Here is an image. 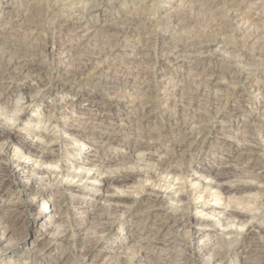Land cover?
I'll return each mask as SVG.
<instances>
[{
  "label": "rangeland",
  "instance_id": "1",
  "mask_svg": "<svg viewBox=\"0 0 264 264\" xmlns=\"http://www.w3.org/2000/svg\"><path fill=\"white\" fill-rule=\"evenodd\" d=\"M27 7L44 8L42 23L20 16ZM0 11V67L4 68L7 63L12 65L0 76V129L5 134L0 139L1 145L7 143L10 149L1 145L0 148L7 152L11 161L14 160L15 170L13 178H6L11 191H0V196L4 195L0 199V210L12 208L13 193L26 192L24 185L27 182L23 183L22 177L27 168L22 170L25 164L18 166L19 163L30 161L44 170L42 187L34 186L33 191L24 196L32 200L30 206H21L11 217L10 223L16 232L10 235L12 237L0 240V264H64L54 258L43 259L37 253L46 247L69 253L76 246L78 237H91L88 233H93V229L85 223L88 211L94 209L105 213L109 194L126 195L125 202L132 206L131 215L123 218L120 213L113 215L111 218L117 219H111L112 225L90 255L86 258L75 256L66 264H101L103 260L114 264L118 259L125 264H159L160 257H167L164 264H181L183 260H186L185 264H203L199 257V233L192 231L193 227L200 229L198 226L192 225L190 233L173 231V239H165L167 242L161 247L149 246L139 251L132 243L133 229L143 227L145 235L155 229L149 218V208L144 203L150 192L144 186L151 183L150 176L157 175L154 163L163 155L157 142L153 144L156 150H149V145L140 143L147 128L134 125L142 116L143 122H148L155 132L158 125H165L168 118L164 110L168 107L173 110L171 105L179 99L178 83L180 86L188 84L194 78L192 73L205 75V83L223 79L234 90L229 88L227 97L217 109L203 117L199 138L206 139L207 144L182 160L179 168L188 175L184 190L187 194L198 188L196 191L206 193L205 184L212 180L211 173L224 165L234 170L224 182L225 186L232 188L239 182L255 184L250 179L251 174L238 170L248 165L247 160L239 158L238 147L222 151L212 143L217 136H230V141L241 142L242 136L251 130L255 137L261 138L255 148V163L264 167V57L260 55L264 52V0H0ZM57 18L71 19L73 24L60 28L61 24L54 22ZM120 20L132 22L131 26L125 27L124 36L119 32L122 30ZM148 33L152 35L151 39L145 41ZM210 37L217 41L206 56L198 58L201 67L198 62L189 60V50L182 53L177 49L190 40L199 42ZM184 57L188 59L186 62ZM25 65L30 67L29 71L23 70ZM225 66L231 67L237 79L229 80L228 75L220 72ZM56 83L65 87L59 91L55 88ZM209 92L211 94L212 90ZM89 95L92 98H88ZM143 104L149 110L147 117L139 108ZM6 130H11L8 136ZM164 132H167L166 128ZM233 137L237 141L231 139ZM150 142H154L153 138ZM132 170L141 174L137 181L113 182V178ZM191 192L187 195L189 217L191 220L195 215L210 218L208 227L201 233H205V242L217 247L211 236L224 231L222 227L214 228L217 218L209 217L206 212H201V208L193 211V207H201V204H194L199 194L195 193L193 197ZM56 197L60 200L52 202ZM8 198H11L10 202ZM237 198L239 195L232 191L225 196L215 193V197L203 198V205L219 211L229 200L237 211L245 212V220L253 219L257 230L263 231L260 237H264V207L252 212L248 206L235 205L240 203ZM32 219L38 221L30 226ZM72 221L82 222L78 237L75 232H64V223ZM28 229L39 236L33 244L34 237ZM232 236L223 235L227 239ZM233 240L234 237L229 245L218 246L222 249L221 264H264L250 256L241 239ZM18 245L20 249L15 250ZM144 254L151 256L152 261L147 262Z\"/></svg>",
  "mask_w": 264,
  "mask_h": 264
},
{
  "label": "bare ground",
  "instance_id": "2",
  "mask_svg": "<svg viewBox=\"0 0 264 264\" xmlns=\"http://www.w3.org/2000/svg\"><path fill=\"white\" fill-rule=\"evenodd\" d=\"M233 5H234V2H233ZM30 6H33V5H30ZM43 9L44 8H42V7L41 8L30 7L29 9L27 7V8H25L24 10H22L20 12V16H22V17H26L27 16L26 18H28L30 21L32 20V22H41L42 23L43 16H42V13L41 12H43ZM18 13H19V11H18ZM190 16L191 15H189V17ZM49 18H51V17H49ZM26 21H28V20H26ZM71 21H72L71 19L70 20H68V19L67 20H64V19L57 18V20H55L54 22H57V23L61 24L60 25V28H64V27H68L69 26V23H72ZM120 22H122V21L120 20ZM79 23H81V22H79ZM30 24H31V22H30ZM144 24H145V22H144ZM109 25H111V24H109ZM129 25L131 26L132 25V22H130V21H127L126 22V20H125L124 22L121 23L120 28H122V30L119 31V32H122V34L120 33L121 36L122 35L123 36L125 35L124 29H125V27H128ZM173 25H175V24H173ZM221 25H223V24H221ZM54 28H55V26H54ZM217 28H219V27L217 26ZM58 30H60V29H58ZM118 30H119V28H118ZM60 32H61V30H60ZM115 33H112V34L115 35ZM118 35H116V36H118ZM151 36L152 35L148 33L147 34V37H146V40L145 39L144 40L145 41H150ZM16 37H18V36H16ZM207 38H206V40H203L202 39V41H200L201 39L199 40V39L196 38L197 40H199V42L198 41L197 42H194L193 40H190L189 42L185 43V45H182V46H180V48H177V49H179V52H182V53H183V51L185 52V50H189L188 53L189 52L191 53L190 54L191 56L188 54L189 55V58H190L189 60L191 62H194V63L198 62V66L201 67L202 65H201V63H199L198 58L201 57V55L203 57V55L208 54L209 50L213 47V43H215L217 41V40L212 39L211 37H210L211 39H208V40H207ZM10 39L11 38H9V40ZM188 40H189V38H188ZM191 41H193V42H191ZM223 43H226V42L223 41ZM42 47H43V45H42ZM170 52H171V50H170ZM192 55H195V56H192ZM260 55L262 57H264V52L261 51ZM168 57H170V55ZM185 58L186 57H184L183 59H185ZM259 59H261V58H259ZM262 59L264 60V58H262ZM186 60H188V59H185V62H186ZM5 61H9V60H5ZM11 62H12V60H11ZM10 64L7 63L6 65H3L4 68L0 67V76L6 74V72L10 70V68L12 67V65H10ZM27 65L23 66V70L24 71H29V68L30 67H28ZM190 65L192 66L193 63L192 64L190 63ZM229 66H225V68L222 69V70H220V72L221 71L224 72V74H226V75L229 76V77H227L229 80H233L234 81V79H237V76H236L235 73H233V71L231 70V67L229 68ZM69 67H71V66H69ZM78 68H80V67H78ZM204 69H206V68H204ZM58 72H59V70H58ZM240 72H241V70H240ZM32 74L33 73H31V75ZM209 75L211 76V74H209ZM191 76H194V78H192V79L190 78L191 81L190 82L188 81V84L186 83L187 85L185 83H184V86H180L179 83H178V86L179 87L175 85V88L176 89L178 87V90H176V91L180 92V95H179L178 101L176 103L174 102L173 106L171 105V108H173V110L170 109L169 107L164 110L165 113H166V115H167L166 118H168L167 119V123L165 125H163V124L162 125H158V129L155 132L151 128H149V125L147 124L148 122L147 123H144L143 122V116L141 118L142 121L139 119L140 121L138 120V121L135 122V125L134 126L147 128L146 131L143 132V135H142V138H141L142 140H141L140 143H144V144L149 145V150L150 149L152 150V148H154L156 146V145H153V144L154 143L156 144V142H157L158 143L157 148L160 147V149L163 150V155L161 157H159V158H156L155 163H154V165L156 166V169H157V171H156L157 173H155V174H157V175L156 176H150L149 178L151 180V183L149 185L146 184L144 186V189H146V190H148L150 192V194L148 195V197L144 199V203L149 208V218L153 221V223H154L153 226H155V229H153V231H151V233H149L148 235H145L144 234L143 227L140 228V229H138V228L133 229V232L132 233L130 232L131 233L130 234V237L134 241L132 243H135L136 244L137 248L140 249L139 251H141L142 249H146L149 246H153L154 248L161 247V246H164L165 245V242H167V240L164 241L165 239H168V240L173 239L174 235H171V233L173 231L181 230L182 232L186 231V232L190 233L191 232L190 230L192 228V225H194V226L200 227V229H196L195 227H193L192 228V231H194L195 234H198L199 233V236L197 237V239H199V243L201 245V248H200V256L199 257L203 259V264H221L222 263V260H223V255H222V252H221L222 249L219 248L218 246L220 244L223 245V246L224 245H229L230 239L232 237H234V240H236L238 238L241 239L244 242V244H243V245H245L244 248H246L247 252L250 253V256H253V258H255V259L263 262L264 261V237H260L261 236L260 234L263 231L260 230V229H258L260 231L257 230L258 227L253 222V219L250 218L248 220H245V218L247 217V215H245V212L237 211L235 209V206H232L230 204L231 202L229 200L226 201L223 204V208H221V210H219V211H217L216 209H213V207H210L212 209L205 208V206L203 205V198H206V197H215V193H217L220 196H223V195L225 196L226 194H228L229 192L232 191V192H235L236 194H238L239 195V198H237V199H240V203H235V205H238V206H241L242 205V206H244L243 208H245V206H248L249 207V210L251 208V211L252 212L253 211H259L257 209H260L261 207H264V169H263L264 167L261 168V167H259V165H257V163H255L256 162V159L255 158H256V154H257L255 148H256V146H258V144L261 143V138L259 136L258 137H255L252 134V131L250 130L247 133L248 135L242 136L243 139L241 138L242 139L241 142H239L240 140L237 141L234 137L231 138V139H234L237 142L230 141L229 140L230 139L229 138L230 136L228 137L229 139L228 138H224V137L217 136L216 139L213 140V143H212L213 146L216 149H223L222 151H226L228 149H233L235 147H238L236 150H237V152H239V153H237L239 155V158L244 159V160H247V163H248V165H247L246 168H244V169H239L238 168V170H240L242 172H246L247 171L249 174H251V176L250 175H247V176H250V179L252 178L255 181V184H251V183L249 184V183H244V182L243 183H240L239 182V183H236L235 186L232 187V188H229V187L225 186L224 182L226 180H228V176H230L231 174H234V173H232V171H234V170L233 169H230V168H228V166H225L224 165L222 167V169L216 170L217 169L216 168L215 171H213L211 173V177H212L211 179L212 180L210 182L207 180L208 183L205 184L206 185V187H205L206 188V193H205V191H204V194H203V192L200 193L199 191H196L198 188L197 189L195 188L193 190V192H191L190 190H189V192L187 191V194H186V192L184 190L185 189V185H184L185 184V177H187L188 175H186V172H183V170L179 168L181 166V164H182V160L185 159V157H187V156L190 157L193 153H196V151H198V148L200 150V149H202L207 144V140L206 139L199 138V136H200V130H199L200 128H199V125H200L201 122H203L202 121L203 117L205 115L209 114L210 112L214 111L215 109H217V106L225 99V97H227V95H228L227 92L229 91V88L230 89H233L231 87H228L226 85L227 83L225 81H223V79H222L221 82H219L220 80H218V82L215 81L213 83L210 80H207V81H210V82L205 83V80L206 79L204 80V78H203L205 75L203 76L202 73H200V75H199V73H192ZM73 77H76V76H73ZM210 79H211V77H210ZM76 80H78V79H76ZM105 83H106V81H105ZM72 85H70V87ZM55 86H56L55 88H57L59 91L62 90L65 87V85L62 84V83H56ZM227 87H228V89H227ZM72 88H73V86H72ZM67 90H69V89H67ZM211 90H212V92L210 94L209 91H211ZM222 90H227V91H225V93H224ZM230 91H232V90H230ZM208 92H209V94H208ZM232 93H233V91H232ZM82 95L85 97L88 94H82ZM88 98H92V96L89 95ZM142 101H143V99H142ZM146 102H148V101H146ZM145 104H143V106H140V107H139V105H137V106L140 108V111H142V114L145 117H147L146 114L148 113L149 110L148 109L147 110L145 109L146 108V105ZM140 117H141V115H140ZM145 117H144V119H147ZM238 121H240V120H238ZM165 128L167 129V132H164ZM1 130L2 129H0V138L3 135H5L3 133V131H1ZM6 131H8L6 133L7 136H8L9 135V132L11 130H6ZM224 133H226V132H224ZM152 138L154 140L153 143L150 142ZM1 142L2 141L0 139V145H1ZM239 144L241 146H238ZM4 146L5 147H8V144L3 142L2 145H1V147L4 148ZM185 146H187V147H185ZM2 148H0L1 149L0 150V191H3V192L6 191V193H7V192H9L11 190H10V185L6 181V178H9V176H10V178L11 177L13 178V176H14V171H15L14 168H13L14 167V162H13L14 160L12 159L13 161H11V159H9V157L6 154L7 152L2 151ZM7 149H10V148L8 147ZM178 151L180 152V154H177ZM16 157L19 158L18 156H16ZM137 158H139V157H137ZM29 162L30 161H28L27 163L26 162H23L21 164L20 163L18 164V166H20V165L23 166V164H25V166H23L21 168L22 170L27 168V171L25 172V175L22 177V182L23 183L25 181L27 182L26 185H24V187L26 189V192L24 194H22L19 191L16 192V193H13L14 199L12 201L14 202V204L12 203V206H11L12 208L11 209L10 208H7V209H3V210L1 209L0 210V240H4V239L8 238L10 235H12L14 232H16V229L11 224L12 222L10 223L11 217H12L13 213L19 212V209H20L21 206L29 207L30 206V203L32 202V200L30 201V200H28V198H26L24 196H26L27 194L31 193L33 191V189H34V186H37L38 188H41L42 187L41 184L44 182V179L42 177V174H44L43 173L44 170L43 169H39L38 168V165L36 166L33 163L30 164ZM227 163H229V162H227ZM234 169H237V168H234ZM47 171H48V169H47ZM48 173L50 175V171H48ZM53 175H54V173H53ZM140 176H141V174H140V172H138V170L137 171L136 170H132V171L126 172L125 174H123L120 177L118 176V177L113 178V182L114 183H122V182H125L127 180H130V181L133 182V181H137L140 178ZM207 176H210V175H207ZM239 180H241V179L239 178ZM108 186H110V185H108ZM148 191H147V193H148ZM211 191H213V193H211ZM190 192L192 193L193 197H194L195 193L199 194V197L194 200L195 201L194 204H201V207H199V206L193 207L194 208L193 211H197L199 208H201V212H206L207 215H209V217L217 218V220L215 221V226L213 225L214 228H216V227H222V231H224L223 233L222 232H218L216 235L215 234L214 235L212 234V236H211V238H215V244L214 245L217 246V247H213V245H210L209 242H205L206 241V239H205L206 238L205 233L204 232L201 233V231L204 228L208 227L209 221H207V220H210V218L203 219L202 217H196V215H195V217L191 220V218L189 217L190 205L188 203L187 195ZM243 193H246V194L243 195ZM3 197H4V195L3 196H0V199H2ZM13 197H11V198H13ZM108 197H109V200L107 199V201H109L108 202L109 203V206L107 205L108 206L107 209L104 207L106 209V212L105 213H103L104 211L103 212L101 211L102 213L98 211L99 212L98 213L94 209H91L89 211L88 210H85V212L88 211V219L85 221V223L88 224L93 229V231H92L93 233H88L89 235L90 234L92 235L91 236L92 238L90 236H88V237H86V236L78 237V235L80 236L79 231L82 228V222H79V221L65 222L64 223L65 225L60 223L61 225H64V227H65L64 228L65 229L64 232L65 233L66 232H70V233H74L75 232L76 233V236L78 237V239L76 240V244H74L76 246H74L73 249L69 253L66 250H63V251L59 252V251H56V250H58L56 248L55 249H49V247H46V248L42 249L41 251H39V253H37L38 256L43 257V259L46 258L47 260L54 258L55 261H58L60 263L63 262L64 264H66L68 261H70L75 256H79V257L81 256V258L88 257L90 255V253L92 252L93 248L96 247L100 243L101 238L103 236V233H105L108 230L109 225H112V223H113L112 220L115 219V218L112 219L113 218L112 217L113 215H118L120 213V214H122V217L121 218H123L125 216L127 217V216H130L131 215L132 206L131 205H128L127 202H125V198L127 197L126 195H115V194L114 195H112V194L110 195L109 194ZM11 198H8L7 201H9V199H11ZM59 200H60V197H58V198L56 197V198L52 199V202H58ZM170 201L172 202L171 204L169 203ZM235 202H237V201H235ZM192 205H193V203H192ZM1 208H3V206ZM85 212H83V213H85ZM198 213H199V211H198ZM38 214H40V213H38ZM37 221L38 220H36V219H32V221H30V222H32L30 226H32L33 223H37ZM127 221H129V220H127ZM131 223H132V221L130 222V224ZM28 231L32 232L30 234V236L31 237H34V239L32 240V244H33V241L35 242L36 240H38L39 236L37 237L35 235V233H33V231H31V229H28ZM201 235H202V237L199 238ZM223 235H233V236L230 239H227V238H224ZM57 236H59V235H57ZM57 236H56V238H57ZM10 237H12V236H10ZM260 238H262V241L260 240ZM125 239L126 238H124V240ZM255 239L256 240L259 239V241H256ZM58 241H61L62 242V240H58ZM202 241H204V242H202ZM19 245H18V247H16L15 250L20 249ZM223 250H225V249H223ZM13 252H16V251H13ZM53 252H54V255H53ZM208 252H212V253H209V255H208ZM46 253H48V254H46ZM147 256L148 255H146V254H144V256H143V257L147 258V262L152 261L151 258H150L151 256L150 257H147ZM205 256H207V257L205 258ZM166 259H167V257H162V258L160 257V258H158L157 262L159 261V264H164L166 262L165 261ZM185 259H188V258H185ZM246 261H247V259H246ZM101 262H102L101 264H112V263H110V262H108L106 260H103ZM185 263H186V260H183L181 264H185ZM114 264H125V261L123 262L122 260H119L118 259V261H116V263H114ZM243 264H245V263L243 262Z\"/></svg>",
  "mask_w": 264,
  "mask_h": 264
}]
</instances>
